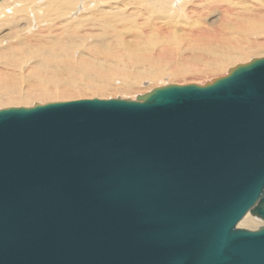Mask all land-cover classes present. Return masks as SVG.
I'll return each mask as SVG.
<instances>
[{
    "label": "water",
    "instance_id": "obj_1",
    "mask_svg": "<svg viewBox=\"0 0 264 264\" xmlns=\"http://www.w3.org/2000/svg\"><path fill=\"white\" fill-rule=\"evenodd\" d=\"M248 213L264 221V57L135 101L0 110V264H264Z\"/></svg>",
    "mask_w": 264,
    "mask_h": 264
},
{
    "label": "bare ground",
    "instance_id": "obj_2",
    "mask_svg": "<svg viewBox=\"0 0 264 264\" xmlns=\"http://www.w3.org/2000/svg\"><path fill=\"white\" fill-rule=\"evenodd\" d=\"M9 1L0 2V106L5 103L26 105L38 99L62 100L63 98L67 99L70 92V96H74L77 93H81V95H86L85 93H109L114 90L127 92L130 89L137 88L141 81L155 80L165 73H169L172 78L194 74L204 75L221 71L236 61L247 60L253 55H258V52L264 53V10L262 14H260L261 12L259 13L260 17L258 18L251 17V13L245 11L242 14L239 12L236 17L232 18L233 20H229L231 15L237 13L235 12L236 10L248 5L244 0H236L235 2L233 0H225L230 1V6H234L236 9L230 8L227 11V7L223 6L226 9L221 14V17L223 16L226 21L222 20L223 23L222 21L220 22L218 30H215V37L210 34L206 35L204 30L206 26L202 29L201 25L204 22L201 17L203 18V16L198 11V8L193 11L198 16L188 19L189 34H186L183 29L184 33L175 29L174 31L172 30L170 36L166 31L165 35H161L158 33L159 30L154 33L150 27L148 33H143V31L136 34V36H132V42H126L122 39L123 35L121 36L119 30L121 28L118 27L121 23L127 20L130 21V18L126 17V19H120L119 21L116 19V22H111L104 17L100 22L102 25L100 30L103 32L102 39H97L94 43L96 45L93 44L87 47L88 44H85L84 47H87H85L86 51L80 49L85 42L83 41L85 38L75 32L77 30H74L75 27L67 26L65 22L60 21L58 18H52L49 11L44 17H40L39 13L41 10L43 11L41 5L44 4L42 0H35L38 4L34 5L32 3L34 0L25 1L26 3L28 2L26 6H33L31 9L33 14L37 12L34 17H32L33 14L28 16L25 14V11H29L30 8L17 6L10 12L8 7L2 9L3 6L1 8V5ZM59 1L61 0L47 1L46 7L51 6L54 8V4L59 3ZM147 1L151 3H153L152 1H157V4L160 2L161 5L163 4L160 9L165 10V6L167 8L171 3L177 5L182 0H171L169 4L167 3L168 0ZM202 2L204 4L205 0H202ZM191 6L193 5L191 4ZM80 8L82 10L83 7ZM207 8L203 11H208ZM6 9L5 13L4 10ZM190 11L195 16L192 10ZM213 12V10H209V16ZM4 15L7 16L5 17ZM71 15L75 18L74 13ZM118 15L116 14L115 16L117 17ZM63 16H65V12L60 17ZM133 17L131 16V18ZM155 21L157 22V20ZM111 23H113V26ZM147 23L149 22L147 21ZM183 26L181 25L179 28ZM89 27L87 28L89 29ZM193 29L195 31L201 29L202 31L194 33ZM93 35L94 33H92ZM107 36L111 37L112 42H108L107 39L109 38ZM261 37H263L262 41L259 40ZM92 38L94 40L95 37ZM87 52L89 54H86ZM25 70H27L26 73ZM22 83L26 86V90L24 88L21 93L19 86L22 89ZM116 83L117 85H115ZM255 219L248 213L238 223L237 227L252 230L264 225L262 222L257 221L258 219Z\"/></svg>",
    "mask_w": 264,
    "mask_h": 264
},
{
    "label": "rangeland",
    "instance_id": "obj_3",
    "mask_svg": "<svg viewBox=\"0 0 264 264\" xmlns=\"http://www.w3.org/2000/svg\"><path fill=\"white\" fill-rule=\"evenodd\" d=\"M25 1L26 0H12V1L10 0L8 3H4L3 5H1V8H2V6H3L2 9L8 7V8H10L9 9V12H10L11 10H13V8H16L17 6H20V8L26 7V8H30V9H29V11L26 10L25 14L27 16L29 14H33V11L31 10L33 6L32 7L29 6V5L26 6V4H28V2L26 3ZM47 1L51 2V0H42V2L45 5L41 3L42 4L41 8L43 9V11L42 10L40 11V13H41V14L39 13L40 17H44L47 14V11H49L52 18H54V19L58 18V19H60V21L65 22V24L67 26H72L73 28L75 27L74 30L77 29V30H75V32H77V34H79V36L81 35V36H83L85 38V40H83L85 42L82 44L83 48H82V45L80 47V49H82V51H86L85 50L86 46L84 47L85 44L86 45L88 44L87 47H89L90 45H93L97 39L98 40L102 39L103 32H102V30H100V29H102V25L100 24V22H101V19L104 18V17L108 18V20L111 21V22H116L117 20L119 21L120 19L121 20L122 19H126V17L128 19L130 18L131 19L130 21L129 20L125 21L127 23V25H126L125 22H123L118 27L121 28L119 30H120L121 36L123 35L122 39L124 41H126V42L127 41L132 42V36H136V34H139L140 32H143V31H144L143 33H145V32L148 33V31L150 30V27H151V29H153L154 33H157V31L159 30L160 32L158 31V33L161 34V35L162 34L165 35L166 33H169V36H170L171 33H172V30L174 31L175 29H177L178 32H183L184 33V31H185L186 34H189V32H188L189 31V27H187V25H189V20L188 19L191 18V17H197L198 16V15H196V13L193 12V11L197 10V8H198V11H200L201 15L203 16V18L201 17V19H203V22H204L201 25L202 29H204L205 26H206V28L204 29L206 35L210 34L213 37H215V30L216 31L218 30V28L220 26V22L222 20L226 21V20H224L225 18L223 16H222L223 18L221 17V14L226 9V8H223V6L227 7V11L230 8L231 9H236V7H234V6L231 7L230 6V3H229L230 1L228 2V1H225V0H224V2H223V0L221 2H219L220 0H214V1L213 0H208V1L205 0L204 4H203L202 0H199L200 2L198 0H196V1H194V0H182L177 5L174 4V3L169 4V2L171 0H168L167 3L169 4V6H167V8H166L165 3H164L165 10L160 9V8L163 7V4L161 5L160 2H158V4H157V1H152L153 3H151V2H148V1L146 2V0H142V1L141 0H106V1H104V0H81V1H79V0H61V1H59V3L54 4V6H55L54 8H52L51 6H47L46 7ZM233 1L235 2L236 0H233ZM241 1H243V0H241ZM19 2H20L21 5L18 4ZM225 2H226V4H225ZM244 2L246 4H248V5H245V3H244V5H245V6H243L244 8L236 10L235 12H237V13H235L234 15H231L229 17V20H231L232 18L236 17L239 12H241V14H242V12H245V11L246 12H250L251 13V17H256V18L260 17V14L263 13L264 4H262V2H264V0H249V1L248 0H244ZM32 3H33V5L34 4H38V3H36L35 0L32 1ZM205 3H206V6H205ZM109 4H111V5H109ZM123 4H125V5H123ZM168 4H166V5H168ZM191 4L194 7L191 6ZM13 5H14V7H13ZM160 6H162V7H160ZM249 6H250V9H249ZM80 7H83L82 10H81ZM191 7H193V8H191ZM246 7H247L248 10L245 9ZM206 8H207L208 11L209 10H213L214 12L209 16L208 11H206L207 13L205 11H203V10H206ZM217 8H218V11H217ZM243 9H245V10H243ZM190 10H192V12H193V14L195 16H193L191 14ZM215 10H216V12H215ZM0 11H1V9H0ZM4 11L6 13L7 9L4 10ZM101 11L103 12V14H102ZM64 12H65V16L60 17ZM118 12H120V13H118ZM176 12H178V13H176ZM72 13L75 14L74 15L75 18L72 17V15H71ZM92 13H93L94 16L92 15ZM116 14L117 15L119 14L120 16L118 15L116 17L115 16ZM161 14H162V16H161ZM170 14H171V16H170ZM36 15H37V12H35L32 17H34ZM133 15H134V17H133ZM131 16L134 19L131 18ZM153 17H154V19H152ZM168 17H170V18H168ZM77 18H79V19H77ZM157 18H159V19H157ZM175 18H176V20H175ZM144 19H146L149 23H147V21L144 20ZM166 19H167V21H166ZM155 20H157V22ZM69 21H70V23H68ZM223 21H222V23H223ZM158 23H159V25H158ZM80 24H82V25H80ZM131 24H132V26H131ZM111 25L113 26V23H111ZM137 25H138V28H137ZM151 25H153V26H151ZM174 25H175V27H174ZM181 25L182 26L184 25L183 27H185L186 29L183 28V27L179 28V26H181ZM88 26H90L89 27L90 30L92 29L91 31L87 28ZM92 27H94V28H92ZM171 27H172V29H171ZM81 29H83V30H81ZM96 29H98V30H96ZM138 29H140V30H138ZM194 29L196 30V28H194ZM93 30L94 31L96 30V31L94 32ZM132 31L134 33L136 31V33L134 34ZM165 31H166V33H165ZM198 31H202V30L201 29L200 30L197 29V31H195L194 33L198 32ZM85 32H87V33L85 34ZM96 32H99V33H96ZM92 33H94L93 36H92ZM98 35H99V37H98ZM91 37H95L96 39L94 38V40H93V38L91 39ZM107 38H109V39H107L108 42H112V40L110 39L111 38L110 36H107ZM261 38L259 39L260 41L263 40V37H261ZM89 40H90L91 44H90V42H88ZM109 40H111V41H109ZM125 44H127V43H125ZM94 45H96V44H94ZM86 54H89V53L87 52ZM259 57H264V53L263 52H258V55H253V56L249 57L247 60L236 61L233 64L228 65L227 67H225V69H223L221 71L211 72V73H207V74H204V75H202V74H194V75H186V76H182V77L172 78V77L169 76V73H165V74L159 76L158 78H156L155 80H149V81L143 80V81H141L139 83V85H137V88H133L132 90L130 89L127 92H120L118 90H114V91L109 92V93L108 92H103V93L100 92V93H97V94L85 93L86 95H81V93H77L74 96H70V93H71L70 92V93H68L69 97L68 98L66 97L67 99H65V98H63L62 100L61 99H55V100L54 99L53 100L38 99V100H33L32 103L29 102V104H26V105L25 104H8V103H5L4 105L2 104L0 106V110L6 109V108H10V107H33L35 104L44 105V104H47V103L68 102V101L85 100V99H102V100L122 99V100H128V101H135L137 97H139L141 95H144V94H147V93L151 92L155 88L163 87V86H167V85H172V84H175V85L195 84V85L203 86L206 83H209V82H211L212 80H214L216 78L225 76L227 74L228 69H230V68H232V67H234V66H236L238 64L247 63L251 59L259 58ZM28 66H30V65H28ZM26 72H27V70H25V73ZM23 83H22V89L19 86V89H20L21 93L23 92L22 90H24V88L26 90V86ZM115 85H117V83ZM252 217H253V219L256 218L254 216H252ZM255 220H257L259 222H262L264 224V221H262L259 218H256ZM241 228H244V227H241ZM245 229H247V228H245ZM252 230H254V229H252Z\"/></svg>",
    "mask_w": 264,
    "mask_h": 264
}]
</instances>
